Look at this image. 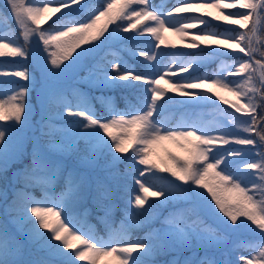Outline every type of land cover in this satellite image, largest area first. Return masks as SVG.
<instances>
[{"label":"snow or ice","instance_id":"6c2138e0","mask_svg":"<svg viewBox=\"0 0 264 264\" xmlns=\"http://www.w3.org/2000/svg\"><path fill=\"white\" fill-rule=\"evenodd\" d=\"M199 7L215 9L214 20L238 27L210 30L211 12L177 18ZM237 7L243 11H221ZM4 8L0 24L7 30L0 34V57L27 60L34 49L47 55L33 57L39 79L28 67L0 69V76L25 81L7 91L4 86L11 81H0V122H10L0 123V180L9 183V166L28 158L12 174L11 194L0 189V264H158L155 257L185 250L193 255L167 264H264V0L199 5L177 0L167 10L150 0H104L99 8L88 0H4ZM62 10L67 11L59 23L42 28ZM134 30L136 35H124ZM164 32L176 35L183 49L177 52L172 44L171 52H161ZM146 33L157 42L150 50L129 49L148 62L143 71L115 53L112 60L99 57L113 41L148 40ZM167 56L172 59L161 67ZM211 58L221 60L219 68L196 75ZM83 69L88 74L78 80ZM80 83L101 93L130 90L135 102L119 110L111 97L85 92ZM33 92L35 106L29 102ZM216 99L234 111L221 109ZM96 102L107 108L106 115H97ZM204 102H211L230 127L208 128L197 121L169 125L173 110ZM36 107L39 119L33 123ZM230 144L244 147H223ZM257 146L261 150L253 154ZM73 158L78 166L69 168L65 162ZM60 181L63 190L49 195ZM37 185L45 190L43 199L27 191ZM116 199L124 203L119 226L106 219ZM89 202L104 213L99 219L107 238L74 218L72 213ZM165 206L172 210L161 219L157 214ZM155 220L159 228L152 227ZM142 227L146 235L130 239ZM242 231L251 238L231 251L243 249L248 255L226 258L225 239ZM201 249L203 258L196 255ZM208 249L218 250L220 258L208 259Z\"/></svg>","mask_w":264,"mask_h":264},{"label":"trees","instance_id":"16d2710c","mask_svg":"<svg viewBox=\"0 0 264 264\" xmlns=\"http://www.w3.org/2000/svg\"><path fill=\"white\" fill-rule=\"evenodd\" d=\"M2 1L3 0H0V15H3L7 11V10H5V8H3ZM176 1L177 0L170 2L169 5H172ZM88 3L94 7L97 4H100V5L103 4V0H90V2L88 1ZM236 11H243V9H236ZM74 15L76 16V18H80V19L83 18V16L81 14L77 13ZM59 18L47 23L43 27L49 28L50 26H53L54 24L59 23L60 22ZM12 25L14 26V24H12ZM12 25H11V28L14 29L15 26L13 27ZM213 27L215 30H220V31H222L224 28L222 26H220L219 28L217 26H213ZM5 31H6L5 29H0V34L4 33ZM15 35H18V33L16 32ZM129 44L133 45V43H129ZM132 48H136V47L132 46ZM113 53H115L116 56H118L122 61L126 62L130 67L134 68L136 71H143L144 70V66L146 64L145 61L142 59L132 58V56H130L128 53H126V51L123 49H117L115 47L114 48L106 47L99 54V57H105L107 60H112V59H114ZM190 53L192 55H194L196 53V51L190 52ZM235 56H240V57H243L245 59L247 58V57H244L243 54H241V53L236 54ZM99 57H97V59H99ZM189 57H187V58H189ZM169 59H170V56H167L164 59V62L168 61ZM222 59L227 61V62H231L230 58L224 57ZM4 62L6 64L9 63L8 61H4ZM220 63H221V60H219V59L212 60L210 64H204L202 66L201 71L197 72L196 75H201L203 72L211 73L214 70H217L219 68ZM87 72H88L87 69L84 70V73L82 76H86L88 74ZM79 76H81V75H79ZM4 80H7V79H2L0 76V81H4ZM7 81H9V80H7ZM17 84H21V83H19V81L12 80L10 84L4 86V90L7 91L8 89H14L17 86ZM85 92H90L92 95H96V96H99L102 94L105 97H111L113 106L117 107L119 110L126 109L128 101L135 102L134 96L131 94L130 90L113 89V90H104L103 93H101L100 91H97L95 89H85ZM33 97H34V95H33V93H31L29 102L34 105ZM124 97H127V101L125 99H123ZM4 98L6 99L7 97L5 96ZM198 108L202 109V111L197 113L195 116H198L199 118H202L203 120L206 119L205 121L210 123L213 126H215V124L217 122H220L221 125L220 124L219 125L222 126L224 121L221 119L216 120V116H215L216 113L215 112L212 111L211 113L207 114L205 111L206 108H203V107H198ZM94 111L97 113V115H106L107 114V108L105 106H102L101 103H99V102L95 103ZM232 111H234V110L232 109ZM237 115H240V114H237ZM34 116H35V112L33 114V117ZM38 119H39V115L37 116L36 119H32V120L35 123V121H37ZM205 121H203V122H205ZM225 122L228 123V125H229V122L226 119H225ZM0 123H8V122H0ZM228 127H230V125ZM237 146H239V145H237ZM83 147H84L83 144H81V148H83ZM239 147H244V146H239ZM255 148L258 150V152L261 150L259 146L255 147ZM130 154L131 153H129V155ZM256 157H258V155ZM27 159H28L27 156H25L23 163H13L9 166L8 173H7L9 183H5L3 180H0V189L7 190L9 192V195L11 194V190H12L11 185H12V183H14L12 181V174L14 172H17L20 168H22L23 164L27 163ZM65 163L67 164V166L69 168L78 166L75 158L67 160ZM121 168H123L122 165H121ZM91 175L94 177L96 175V173H91ZM101 175H103V174L101 173ZM165 175H167V174H165ZM17 187H19V185H17ZM62 190H63V181L54 182L53 186H52L51 190L48 192V194L49 195H52V194L59 195V193ZM27 191L31 196H33L36 199H43L45 194H46L45 190L38 185L28 187ZM3 208H4V205L2 202H0V221L4 220ZM123 208H124V203L121 200L116 199L114 201V206H113V210L111 213L113 215L112 216L113 218H111L109 216L106 218L107 221L110 223H113L115 226H119L120 222L124 219V213L122 211ZM171 210H172L171 206H165L164 208H162L160 210V212L157 215L162 219L164 216H167ZM72 214L77 221H84L88 225H91L97 235L107 238V231H106V227H105V222L102 221L101 219H99V217L104 216V213L102 211H97V209L94 206H92L91 202L87 203L84 206L77 208ZM209 222H211V219H209ZM152 227L153 228H159L160 227L159 220H155L152 223ZM147 231H148V229L146 227L137 228L130 233V239L134 240L137 238H142L146 235ZM250 238H251L250 236H246L245 238L236 239L231 244V250L237 249L239 244L244 243L247 239H250ZM227 250H229V249H227ZM231 250H229L230 254L226 257L228 259L235 260L236 256L238 254L248 255L247 251H245L243 249H238L237 251H231ZM217 253H219V251H217L215 249L214 250L208 249L207 250L208 259H212V260L219 259L220 253H219V255L216 256ZM34 254L40 255L38 253H34ZM205 254H206L205 250L201 249V250L196 251V255L200 258L205 257ZM192 255H193L192 250H185L179 256H177L176 253H170L168 255L157 256V257H155V259L158 261V264H167V262L172 260L173 258H179V259L183 260L185 257H191Z\"/></svg>","mask_w":264,"mask_h":264},{"label":"rangeland","instance_id":"374dc122","mask_svg":"<svg viewBox=\"0 0 264 264\" xmlns=\"http://www.w3.org/2000/svg\"><path fill=\"white\" fill-rule=\"evenodd\" d=\"M90 2V0H88ZM174 0H150V2L157 6V7H162L163 9L167 10L169 8H171L173 5H176L177 4V1L174 2L172 5H169L170 2H172ZM192 2L194 4H206V3H209V2H214V0H192ZM226 2H231V0H226ZM3 3V8H4V0L2 1ZM103 4H104V0H103ZM103 4H97L95 5L94 7L96 8H99L101 7ZM236 9H240V8H235V9H221V11L227 15L228 13L230 12H234L236 11ZM6 10V9H5ZM67 11V10H62L61 13H57L56 15H54L52 17L51 20H48L45 24L42 25V28H44L43 26L46 25L47 23L61 17L63 15V13ZM206 12H211L212 13V16L211 17H207V19H209L211 21V23L208 25L209 29L210 30H215L213 26H222V27H238V26H229L227 25V23L225 21H216L214 20V17L216 15H219V13L215 10V9H212V8H205V7H199L193 11H190V12H186V13H180V14H176L177 15V18L179 17H182V16H192V15H202ZM104 23V20L102 19L100 21V25L102 26ZM154 22L152 21H143L142 24L143 25H149V24H153ZM13 26V25H12ZM15 26V24H14ZM13 26V27H14ZM251 26V25H249ZM114 25H109V28H113ZM200 27H204V26H200ZM16 28V26H15ZM14 28V29H15ZM0 29H5V26L0 24ZM199 29H194L193 31H198ZM17 33H18V30H17ZM107 35V34H106ZM124 35H127V36H134L136 35L135 33V30L133 32H130V33H125ZM146 37H148V40H145L144 37H139L137 38L136 40L134 41H128V40H117V41H113V43L109 46H106V47H109V48H117V49H123L126 51V53H128L130 56H132V58L134 59H142V58H137L135 57L134 55L131 54V52L129 51V49H133V47H136L135 49L139 50V49H144L145 51H148L152 48V44L153 43H157L154 38H152L150 36V34H145ZM259 37V34L257 33L256 35L253 36V40L256 41ZM162 38L164 39L165 43L160 45V51L161 52H171L172 51V48L170 47V45L172 44H175L177 46L176 48V51L179 52L180 50L183 49V45L181 44L179 38L174 35L173 33L171 32H164L162 34ZM22 42V41H21ZM129 43H133V45L129 44ZM140 44V45H139ZM259 47V45H257ZM42 47V46H41ZM105 47V48H106ZM55 50V49H53ZM7 51V50H5ZM188 52H194V51H197V50H186ZM102 52V51H101ZM100 52V53H101ZM99 53V54H100ZM236 54H239L238 52L234 53L233 55H236ZM37 55H47V53H38L35 49L32 51V53L30 54L29 58L27 60H24L20 57H12V56H3V57H0V69L2 70H5V71H14V70H23L24 67H28L29 70L37 77V79H39V75H40V70H39V66L38 64L34 61L33 57L37 56ZM166 57H163L161 58V64L160 66L163 67L164 64L168 63L172 57L170 56V59L166 62H164V59ZM190 58V57H189ZM187 57H180V59H189ZM216 58H211L209 59L205 64H210L212 60H215ZM143 60V59H142ZM4 61H8V62H13V64H6ZM95 61L93 60H90L88 61V63H94ZM145 63H148L147 61H145ZM152 63H155V62H152ZM84 70L86 69H83V70H79L78 71V75H77V79L79 80L81 77H86V76H82L83 73H84ZM88 71V70H87ZM88 73V72H87ZM197 74V73H195ZM81 75V76H79ZM181 75H187L186 73L185 74H181ZM2 79H7L9 81H19V83H25V81H23L22 78L20 77H14V76H1ZM229 79H240V77H229ZM162 86L164 87H167V85H165L162 81ZM78 87L80 89H82L83 91H85V89H90L88 86H86L84 83H80L78 85ZM171 94V93H170ZM222 95H224L226 98L228 99H233V97H231V95L229 93H226V92H221ZM33 99H34V106L36 105V99H35V93L33 92ZM216 103L218 105H220V108H229L230 111H232V109L230 108V106L228 105H224L221 101H219L218 99H216ZM198 107H203V108H206L205 111L206 113H211L212 111L216 113V120H223V124L222 126H220V122H217L215 124V126L211 125L210 123L206 122L205 120H203L202 118H199L198 116H195L197 113H199L200 111H202V109L198 108ZM198 108V109H197ZM121 110H125V109H121ZM39 115V109L38 107H36V111H35V116L32 118V119H36L37 116ZM205 122H203V121ZM183 121H188V122H192V121H197L199 122L202 126H205V127H208V128H217V127H228V123L225 122V117L223 116V114L216 108L214 107L211 102H204L202 103L201 105L199 106H187L185 108H180L179 110H173L170 114H169V125L170 126H175ZM9 123V122H8ZM34 123V122H33ZM220 124V125H219ZM28 135L30 136L31 135V132L28 133ZM258 139V138H257ZM172 151L174 152H177L181 155H183L182 152H180V150L178 148H176L174 145L172 144H168L167 145ZM29 147V150H30V145H28ZM223 147H237V148H240L239 146L237 145H226V146H223ZM251 147V146H249ZM251 151L253 152V154H256L258 153V150L256 148H252ZM252 157H247V159H251ZM257 159H259V156L256 157ZM249 173L251 172V170H247ZM255 179L258 178V176L254 177ZM186 187V186H185ZM206 191V190H204ZM225 196H234L235 194L234 193H225L224 194ZM209 199H211V197L209 196L208 197ZM113 215L111 214L110 217H112ZM34 219V218H33ZM250 223V222H249ZM253 228H255V225H252ZM251 233L247 232V231H242L241 233L239 234H233V235H228L227 238L225 239L224 241V245H225V248L226 249H229L231 250V244L236 240V239H239V238H245L246 236H250L251 237ZM234 239V240H233ZM211 250H214V249H211ZM216 250V249H215ZM34 253H35V250H33ZM218 251V250H217ZM219 255V253L216 254V256Z\"/></svg>","mask_w":264,"mask_h":264}]
</instances>
